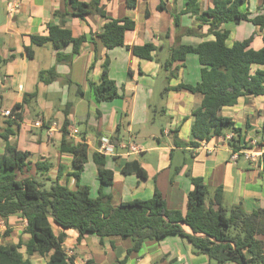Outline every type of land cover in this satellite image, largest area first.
<instances>
[{"label":"crops","instance_id":"crops-1","mask_svg":"<svg viewBox=\"0 0 264 264\" xmlns=\"http://www.w3.org/2000/svg\"><path fill=\"white\" fill-rule=\"evenodd\" d=\"M91 3L93 0H81ZM163 2L166 10L159 11ZM214 0H201L202 9L213 8ZM187 0H139L135 9L127 7L126 0H102V6L111 18L129 17L136 22V29L126 33L128 47L154 44L157 51L154 60L148 61L135 56L126 47L108 51L101 44L97 52L86 42L79 55L71 63H58L57 53L52 44L43 47L32 45V36H48V26L62 23L55 13L68 12L65 0H0V135L12 129L15 133L9 141L22 151L31 153L33 164L49 161L53 168L46 179L57 180L70 189H77V182L69 174L74 172L73 158L62 154L63 125L67 120L69 131L77 128L80 137H71L75 143L85 138L89 145L90 158L81 175L80 184L90 186L89 176L94 178L97 198L101 182L93 154L99 153L103 138L118 135L121 139L117 156L107 157V168L114 172L112 186L103 188L112 204L151 200L159 190L170 210L186 211L188 196L194 186L190 175L201 178L209 189L210 196L217 189L224 192V208L242 205L247 213L264 210V95L244 96L233 107H225L220 114L234 120L236 128L243 131V140L256 141L255 149L262 153L252 162L245 156H234L232 148L224 138H215L200 147L195 142L192 128L194 112L203 101L199 94L189 91H169L180 84L196 85L201 79V66L196 55H189L184 63L176 62L168 72L162 65L169 59L171 49L178 45H198L215 39L204 26L200 36H180L175 27L173 13L186 9ZM252 17L264 15V0H249L241 9ZM149 13V16L147 15ZM66 27L75 38L99 33L105 21L99 16H88L85 20L68 17ZM181 26L196 28L198 22L190 15H181ZM222 31H229L228 46L237 41L253 38L251 47L259 51L264 47V31L250 22L226 23ZM26 47L34 51V58L26 55ZM66 54L72 53L68 47ZM109 57V76L119 89L120 98L99 103L94 98L91 84H99L104 63ZM55 68L59 79L50 85L40 83L43 70ZM174 72L176 77H170ZM38 90V96L30 99L24 108L20 126H9L10 118L3 112L22 104L26 94ZM85 103L88 104L86 112ZM36 106V107H34ZM82 109L83 114L78 115ZM68 115H67V113ZM44 122L43 128H36L37 122ZM124 146H128L125 149ZM132 146L140 148L139 153L130 152ZM5 142L0 138V156L5 154ZM256 153V151H255ZM235 157V158H234ZM127 162H137L146 172V178L125 175L122 172ZM61 169V173H60ZM60 173V174H59ZM35 176V168L24 175ZM41 180L40 177H37ZM88 179V180H87ZM91 196H92V187ZM27 221L20 216L5 220L0 217V233L12 231L10 237L0 240V245L18 244L20 239L28 241L25 229ZM57 236L67 235L65 248L72 253L74 264H217L205 255H198L193 245L180 236H169L161 242L150 241L140 251L128 255L134 243L131 239L110 238L101 242L94 234L80 237L76 230H62L53 226ZM186 232L191 234L189 228ZM263 241L264 237L260 238ZM6 240V242H4ZM8 242V243H7ZM21 253L28 258L26 249ZM33 264H46L39 256L31 258ZM233 264V263H230Z\"/></svg>","mask_w":264,"mask_h":264},{"label":"trees","instance_id":"trees-1","mask_svg":"<svg viewBox=\"0 0 264 264\" xmlns=\"http://www.w3.org/2000/svg\"><path fill=\"white\" fill-rule=\"evenodd\" d=\"M69 5L66 13H55L62 23L59 26L49 25L48 36H32V45L43 47L52 44L57 53L58 63H71L81 52L82 46L91 40L95 51L98 44L108 51L126 47L132 53L144 60H154L153 53L157 47L150 43L144 46L128 47L125 44L126 33L136 29V22L129 18H111L102 6V0L91 3L81 0H65ZM139 0H126L127 7L135 9ZM249 0H214L213 8L206 10L201 7V0H187L186 9L181 13H173L175 27L180 29L178 37L200 36L204 26H209L208 34L215 39L198 45L182 44L171 49L169 59L162 65L168 72L176 62L184 63L189 55H196L201 66V79L196 85L180 84L166 89L169 91H189L203 97L201 106L195 110V122L192 135L195 142L192 147H200L215 138H225L233 133L228 141L234 153L247 149L243 140V131L236 128L233 119L223 117L220 112L225 107L238 104L241 97L264 95V47L256 51L251 45L253 38L237 41L228 46L229 31L221 29L223 24L250 22L264 31V15L252 17L241 9ZM159 11H165L163 2ZM99 16L105 25L99 33L91 38L81 36L75 38L72 31L66 27L68 17L85 20L88 16ZM149 16V13L147 12ZM181 15H190L198 22V27L184 28L181 26ZM72 47V53L64 51ZM26 55L34 58V51L26 47ZM110 60L107 57L101 82L91 84L94 98L97 102H110L120 98L119 89L109 76ZM55 68L40 72L39 81L50 85L59 79ZM170 77H176L174 72ZM38 96V90L26 94L22 104L12 108V116L8 125L20 126L24 118V108L30 104V99ZM2 105L0 104V111ZM67 113V112H66ZM68 115V113H67ZM69 122L66 120L63 129V141L60 146L62 154L73 158L74 172L69 174L77 182V189L61 184V169L57 180L46 179L53 165L46 160L33 164L31 153L22 151L9 139L14 136L10 128L7 134L0 138L5 142V154L0 156V217L7 220L12 216H20L27 221L26 234L29 240L20 239L18 244L0 245V264H33L31 258L42 257L46 264H74V258L69 256L65 241L67 235L57 236L53 226L62 230H76L80 237L94 234L103 242L105 239H131L133 247L128 255L140 251L143 245L150 241L161 242L169 236L186 238L194 247L196 254L205 255L217 264H264V246L260 239L264 237V210L247 213L242 205L225 209L224 192L217 189L212 196L201 178L191 177L194 189L188 196L185 212L170 210L166 200L159 190L151 200L132 201L112 204V199L103 193V188L112 186L114 172L107 168V157L93 154V160L98 167L101 182L99 196L93 198L89 186L80 184L81 175L90 158L89 145L85 138L80 143L69 138ZM264 132V127H263ZM118 135L120 131L118 129ZM109 138L118 146L119 136ZM264 146V142H260ZM35 168V176L20 175L30 173ZM122 172L125 175H137L146 178V172L137 162H127ZM37 177H40L39 180ZM185 228L191 230V234ZM12 231L0 233V240L10 237ZM25 247L28 258L21 253ZM93 264V262H88ZM121 264H125L121 262Z\"/></svg>","mask_w":264,"mask_h":264},{"label":"built area","instance_id":"built-area-1","mask_svg":"<svg viewBox=\"0 0 264 264\" xmlns=\"http://www.w3.org/2000/svg\"><path fill=\"white\" fill-rule=\"evenodd\" d=\"M2 114H3V116H5L7 118L12 116L11 110H7V111L3 112ZM44 125H45L44 122H40L39 121V122H37L35 124V127L36 128H43ZM69 135L71 137L77 138V137H80V132H79V130L77 128H72L69 131ZM233 137H234V134L233 133H229V134L226 135V137L224 139L228 142V141L232 140ZM101 141H102V146L99 149V154H101V155H103L105 157H110V156L111 157H115V156L118 155L117 154L118 152H117V149H116L117 146L113 145L109 138H103ZM256 146H257V142L250 140L249 141V146H246L247 149H244V150H242L240 152L234 153V156L237 157L239 155H243V156L246 157V159H248V160H250L252 162H255V161L258 160V158H260L262 156V153L260 151H258L257 149H255ZM124 147H125V149H128V146H124ZM255 151H256V153H255ZM130 152L135 153V154L139 153L140 152V148H138L137 146H132L130 148ZM68 255L72 256V253L69 252Z\"/></svg>","mask_w":264,"mask_h":264},{"label":"rangeland","instance_id":"rangeland-1","mask_svg":"<svg viewBox=\"0 0 264 264\" xmlns=\"http://www.w3.org/2000/svg\"><path fill=\"white\" fill-rule=\"evenodd\" d=\"M197 57V56H196ZM34 107H36V106H34ZM85 108H86V112H85V115H86V113H87V110H88V104L87 103H85ZM78 115H82L83 114V110L82 109H79L78 110ZM32 161V160H31ZM89 178V180H88V183H89V187H92V197H96V194H95V192H97V190H96V188L94 187V181H93V179L94 178H91V176H89L88 177ZM4 242H6V240H4ZM8 243V242H7Z\"/></svg>","mask_w":264,"mask_h":264}]
</instances>
